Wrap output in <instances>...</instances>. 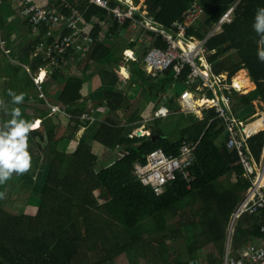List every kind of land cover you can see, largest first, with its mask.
I'll return each instance as SVG.
<instances>
[{"label":"trees","instance_id":"1","mask_svg":"<svg viewBox=\"0 0 264 264\" xmlns=\"http://www.w3.org/2000/svg\"><path fill=\"white\" fill-rule=\"evenodd\" d=\"M143 1L149 16L164 29L180 21L192 5L200 6L204 14L189 28L188 36L201 40L228 6L232 5L224 4L226 0ZM110 6L114 7L113 3ZM258 8H264V0H241L234 9L231 22L224 24L219 34L205 41L212 76L220 77L226 74L227 83L244 70L256 84V91L247 94L253 86L245 73L241 72L233 79L231 85L247 82L237 89L247 95L231 93L230 110L232 109L238 120L248 123L249 120L253 122L257 119L254 117L258 113L256 103H260V108L264 111V62L257 57L256 41L259 37L252 28ZM78 9L83 13L87 5L81 4ZM65 14L69 15V12ZM107 14L105 10L92 6L84 14V20L90 24L93 16L100 17L112 26L107 33H119L128 28V24L120 28L112 16L108 20ZM92 29L93 46L96 47L91 55L92 59L99 64L110 65L112 61L118 64V59L113 57L115 49L108 48L95 35L100 32L101 27L92 25ZM41 31L45 32L44 29ZM43 35L37 38L38 42ZM155 46L165 47L161 36L157 37ZM212 51L214 53L211 54ZM230 51H235L240 57V64L234 65L230 59L218 61L220 56ZM37 65L31 64V69L35 70ZM133 66L135 75L143 86L147 90L157 92L165 91L168 85L184 84L191 70L187 67L178 79H175V74L169 70L163 78L154 82L144 78V74L139 71V61ZM50 78L59 82L60 70L53 69ZM86 82H75L78 86L73 88L70 83L59 97L50 96L49 99L48 96L49 102H63L66 106L73 107L81 98L75 93H80ZM46 90L44 93L48 95ZM204 92L207 98L212 99L210 91ZM115 97L123 99L118 95ZM104 98L108 99L107 94ZM102 103L104 102L98 103L99 108ZM22 106L20 104L19 107L22 117L31 120L29 115H24ZM111 107L118 108L116 105ZM34 109L39 110L38 116L43 119L41 128L45 130V134L29 138V143H42L43 140L49 142L57 138L58 126L50 117L46 118L47 111ZM70 110L72 109H69V112ZM85 111L86 108L80 105L72 111L74 117L69 119V123H75L76 129L86 126L87 122L83 123L80 119ZM201 114V119L194 113L172 115L166 126H175L169 130L165 129L166 126L160 128L156 134L161 138L156 140L151 136H132L131 129L126 131L124 126L114 123L111 126L103 122L94 142L97 146L109 149L120 147L124 156L100 171H96L97 159L91 146L84 140L78 142L71 154L56 152L49 165L35 177L39 159L34 163L32 158V173H27L22 178H37L36 182L31 180V183L26 184L34 187L27 201L33 210L22 216H14L6 212L3 199L0 200V264H116V260L123 254H126L129 264H191L192 260L197 259L196 253L209 244L214 245L218 254H223L230 217L240 207L238 205L245 201L244 197L251 184L244 179L243 166L238 165L240 158L227 152L221 120L214 110L204 108ZM263 121L264 119H260L255 122L250 129L259 131ZM185 141H198L195 163L190 170L194 182L189 185L179 178L169 184L164 195L160 197L151 189L142 187L134 176V165L143 164L146 155L155 149H163L167 155H177ZM250 145L254 156L260 160L264 147V131L253 136ZM32 150L29 148L31 154ZM231 173L237 175V185L222 187V182ZM17 177L14 174L6 185L0 186V191H7L9 185L14 186ZM13 190L14 188L11 191ZM196 199L204 200L203 207L188 220L187 213L181 212L186 210L187 205L195 204ZM177 217V226L172 230V241L177 233L185 232L188 235L186 255L172 257L168 253L173 250L171 247L160 246L161 251L156 247L149 250L147 246H153L152 241L166 246L168 239H171L167 221ZM255 217L245 215L238 224L234 236L235 247H240L238 244L250 242L254 238H262L264 241V233L260 232L263 223L256 225V228L245 227L248 223L256 224ZM144 235H151V241L146 242ZM207 262L221 264L213 255L208 256Z\"/></svg>","mask_w":264,"mask_h":264},{"label":"crops","instance_id":"2","mask_svg":"<svg viewBox=\"0 0 264 264\" xmlns=\"http://www.w3.org/2000/svg\"><path fill=\"white\" fill-rule=\"evenodd\" d=\"M18 1L19 0H6L5 2H3L2 0H0V23L2 24V25L0 24V99H3L6 102H8L10 107H15L14 105L10 104L11 98L8 96V90H12L16 94L23 93L24 102L22 103L23 105L22 110L24 111L23 112L24 115H29L31 117V120L29 121L36 120V119L40 121L43 120L42 118H40V116H38L39 110L35 111L34 108L42 109L37 104H43V105L45 104L43 108L48 113L46 118L50 117V120H52L53 123L58 126V130H59V125H61V128H64V130H68V134H73L74 138H76V140L73 142L72 139H66L64 137L63 138L60 137L59 138L60 143L58 145V149L55 150L54 154L56 152H63L65 154H71L73 153V150L78 145V142L81 140H84L87 145L91 146L92 152L97 159L96 164H99L102 162L105 165L101 169L96 170V171H100L106 167H110L111 165H113L114 163L122 159L124 156V152L120 147H117L115 149H109L104 146H100V145L97 146L98 144L94 142V138L97 132L100 130L103 122H106L110 124L111 126H113V123L117 124L118 126H124L125 129L129 127V129L134 130V131L138 127V129L140 130V131H137V132H140L139 137H143V136L155 137V136H160L156 134V132L160 128H163L164 126H166L168 119L174 114L194 113L198 116L199 119H201L202 117L201 112L203 108L199 107L198 109L195 107V111L193 112L184 111L183 110L184 102L181 101V95L187 91L191 92L192 97H195L194 95L198 91L196 90V87H193V88L188 87L186 85V82H187L186 81L183 84L185 88L181 90L180 94L173 93V90L175 87V85L173 84L168 85L165 91L157 92L154 90H147L146 87L143 86V84L137 79V76L135 75V68L133 64H137L139 61V65H140L139 71L144 74L145 79L156 82L159 78L161 77L163 78V75L165 73L162 75H159L156 78L148 77L145 73L144 64H143V57L148 49H151L154 47L160 48V47L155 46L158 36L162 37V40L165 44V47H162L160 49H166L167 47L166 41L163 38V36L160 35L159 33L148 30L143 25L137 24L133 20H128L127 22L122 23V24H119L116 21L117 24H119L120 28L126 27L127 24H128V28L122 30L119 33H107L109 31V28H111L112 26L108 25L106 21H102L100 17L93 16L90 20V24L84 20V14L90 7L94 5H91L87 0H71L70 4L72 5V9L77 10L83 16L80 29L86 35L91 37V39H93L92 46L90 47V50L86 53L85 57H81L80 55H78L77 52L73 51L69 54V56L66 57L65 61H61V64L59 66L47 67V64L44 63L42 54L37 50V43H38L37 38L41 37V35H43V32H41V34L37 36L29 30L26 24V21L18 15L17 10L15 8L16 3ZM240 1L241 0H226L224 1V4L226 5L229 3L234 4ZM35 2L38 6L54 10L60 15H63L66 17L71 16V10L67 9L65 5L59 3L57 0H35ZM110 3H113V5L115 6V3L113 2V0H110ZM81 4L87 5V9L83 13H81V11L78 9L79 7H81ZM135 6L138 8V11L135 13V17L137 21H140L141 23H149L152 25L154 24L159 28L162 27L158 23L155 22V19L153 17L149 16L143 0H138V3H137V0H135ZM94 7L99 8L97 6H94ZM65 12H69V15H66ZM107 15H108V20H109V17L111 16L109 14ZM218 21L211 26V28L209 29L208 33H206V36L203 40L190 36L194 39L191 42L192 45H197L198 41H204L202 64L200 67H201V70L206 72L207 74H213V73H212V66L208 64L207 56L209 54L206 55L207 51H205L206 50L205 41L209 37L217 35L222 31V27L224 24L220 26V29H218L216 28ZM92 25H98L99 27H101L100 32L95 33V35L97 36V39L100 42H103L108 48L115 49L113 57L114 59H118V64H114L115 61H112L110 65L109 64H99V63H96V61L92 59L91 55L96 49L95 45L93 46L94 38H93V33H92V30H93ZM60 33L68 34V33H71V31L67 27H65L63 30L60 31ZM132 44H134V46H132ZM123 51L125 53L124 56H123ZM128 52H131L132 55L130 56L127 55ZM212 53L214 52L212 51L211 54ZM131 57H133V59ZM225 59H230L234 65L240 64V61H241L240 57H238L235 51H230L226 54H223L222 56L218 58V61H223ZM31 64H38L35 70L31 69ZM55 68H58L60 70V81L59 82H56L54 79L50 78V73ZM124 70L127 76L122 74V71ZM241 72L245 73V76L248 79L249 83H251V85L253 86L251 93L255 92L257 89V86L255 83H253L252 79H250L248 72L243 70L238 73H241ZM190 73H191V70H190ZM238 73L233 78L230 79V82L228 81L227 83H226L227 75L226 74L220 75L221 82L226 83L225 84L226 86H231L230 85L231 82L238 75ZM40 75H42L43 78L46 77L42 85H40L42 86V93L45 91V89H47L46 91L49 97L52 96V97L57 98V95L61 91H63V89L65 91L66 88H68L70 83H71V88H73V87L78 86L75 82H82V83L84 81H87V82L84 84L83 89L80 91V93L78 94L75 93V95H79L81 96V98L79 101L76 102V104L73 107H68L63 102H60V103L58 102L57 104L50 102L53 104L54 107L59 109V111L57 112H52V107L49 104H47L44 99L40 97L39 93H41V91H39L37 86L34 84L35 83L34 79L36 77H38V79H41ZM129 81H131L130 85L127 84ZM246 83L247 82L244 81V85ZM205 90H202L201 92L203 95V97L200 95L201 99L200 97H195L198 100L197 102L202 101V99H205L207 102L209 101L207 100L208 98L206 97V94L204 92ZM71 91H73V89H71ZM233 92L238 94V91H233ZM106 94H107L108 99L104 98ZM247 94H250V92H248ZM247 94H242V95H247ZM115 95L121 96L123 97V99L120 100L116 98ZM230 98L232 100L231 96ZM100 101L104 103H102V106H100L99 108L98 103ZM114 101H118V103H114ZM124 101H127L126 105H123ZM91 103L95 104V111H92L90 113L89 119H85L83 118L84 114L89 112L88 111L89 107L87 108V105ZM33 105H36L38 107L32 108ZM79 105L82 106L83 108H86V111L80 117V119L81 121H83V123L87 122V124H85L86 125L85 127H80L79 129H76L75 123L70 124L69 119H73L74 113L72 111L75 110L77 106ZM111 105H114V106L116 105L118 108H112ZM256 105L258 109V113L256 116L257 119L253 122H250V121L249 123L247 121H246L247 123L245 122L249 130H251L250 127L255 122L259 121L260 119L262 120L264 119V111L260 109V103H256ZM161 106H165L167 108L169 107L171 111L173 112V114H171L170 116L166 118H164L163 116L158 117L157 115H155V112ZM18 107H20V105H18ZM69 109H72L70 110L71 112H69ZM231 112H232L231 114L235 117L232 109H231ZM10 117L11 116L7 112L0 110V121H7V119L8 120L10 119ZM125 118L127 121L126 124L119 122L120 120L121 121H123V119L125 120ZM154 120L155 121L158 120V122L160 123L164 121V124L160 126L155 125ZM141 122L152 123L151 129L153 130L154 128H157L156 132H153L152 130L151 132H148L146 130H141L145 128V125L139 124ZM220 122H221L220 125L223 129L222 130L223 135H225L226 137L225 138V148L228 153L236 154L233 149L227 148L226 143H227L228 135H227V132L225 131V127H224L222 120ZM174 126L175 125L170 124V126L167 125L165 129L169 130V128L171 127L173 128ZM41 127H42V123L40 124L37 130L33 131L30 134L29 138H33L34 136H38L40 134H45V130H43ZM89 128H92V129L89 130ZM261 131H264V121L262 122V127L259 129V131H257V134H259ZM60 132L63 133V130H60ZM86 133H87V136H86ZM141 133L143 134L141 135ZM132 136H136V134L135 135L132 134ZM86 137H89V139ZM63 139H66L65 143H61V140ZM55 140L57 141L58 137L55 138ZM45 141L46 140H43L42 143H40L42 147H40L39 144H37L38 141H35L36 144L29 143L30 145L29 148L33 149L32 154L31 152L30 154L32 158L34 159V163L39 159V163H38L39 169H38L37 174L43 172V169L47 166V164L49 165V162L47 161L50 160L54 156V154L53 156H50L47 153V149H46L47 143L46 142L48 141L46 142ZM73 143H74V146H73ZM41 148H43L44 150H41ZM251 152H252V148H251ZM252 154H253L255 161L259 163L260 160L256 159L253 152ZM238 165H242L241 160H240V163H238ZM21 178L22 176H18L16 179L17 181L16 180L14 181L15 182L14 187H16V192L20 190V188H18V185L16 184L17 182H20V183L26 182V184H29L31 183V180H33L34 182H36L37 180V178H32V179H30L29 177L23 178V179ZM244 179L248 180L245 177V174H244ZM237 181H238L237 175L231 173L230 175H228L227 179L224 182H222L223 183L222 187L224 188H228L229 186L235 187L237 185ZM38 185L40 184L38 183ZM189 190H190V187H189ZM248 191L244 199H246ZM26 193L28 192H25V194ZM99 194H101V192H99ZM29 197H30V194H29ZM203 202H204L203 199H196L195 204H192L191 206L187 205L186 210L181 213H187L186 215H187L188 220H191L192 215H194L195 212H197L201 207H203ZM243 202L244 200L241 202V204ZM255 218H256V224L248 223V224H245V227L256 228V225L260 226L262 223H264L263 217L256 216ZM241 220L238 221L236 225V229H237L238 224H240ZM172 222H174L177 226L178 217L172 220H168L167 221L168 227H169V223H172ZM230 223H231V217H230V221L228 224V228L230 226ZM228 228H227L226 237H225V246H224L223 254H218L217 251L214 249V245L209 244L206 247L200 249L196 253L197 259L192 260L191 264H208L207 260H208L209 255H213L214 258H216L221 264H224L225 257L227 254H231L235 257H240V251L242 249L246 248L249 245L258 246L261 244L262 238H259V239L254 238L250 242L247 241V242L238 244V245H241L240 247H235L234 246V243H235L234 236H235L236 229L233 234H229ZM174 229H175V226L173 228H169L171 239H172V230L174 231ZM187 236L188 235L185 234V232H182V233H177L173 237H175L176 239H182L183 244L186 248ZM207 247L208 248L212 247L215 253H207L206 255H202L201 252ZM182 255H186L185 249Z\"/></svg>","mask_w":264,"mask_h":264},{"label":"built area","instance_id":"3","mask_svg":"<svg viewBox=\"0 0 264 264\" xmlns=\"http://www.w3.org/2000/svg\"><path fill=\"white\" fill-rule=\"evenodd\" d=\"M71 10V16L66 17L56 11L40 7L35 0H19L16 3L18 15L26 21L29 30L39 36L44 29L42 39L37 43V50L42 54L44 63L47 67H56L65 61L66 57L73 51L81 57L92 46L93 39L86 35L81 29L82 15L77 10L72 9L71 0H57ZM91 5L97 6L108 12L119 24L128 20H133L137 24L143 25L146 29L159 33L166 41V49H148L143 57L144 70L148 77L156 78L169 70L178 79L183 71L189 67L191 73L188 76L186 85L196 87V90H208L213 94V98H208L209 104L204 103L201 108H211L216 113L218 119L222 120L228 139L226 146L233 149L240 157L241 164L245 170V177L250 181L251 187L245 201L236 209L231 216V223L228 228L229 234H233L238 221L245 215H255L264 218V148L257 163L253 157L250 147V139L257 134V131L249 130L247 124L238 120L231 113L230 98L233 91L231 86H226L221 82L220 77H214L201 70L202 54L204 41H198L197 45H192L194 40L188 36L189 28L196 23L204 14V10L194 4L183 14L180 21L173 23L168 29L159 28L149 23H141L136 20L135 13L138 8L135 0H113L114 7L110 6V0H87ZM237 3L226 9L221 15L217 27L229 24ZM67 27L71 33L61 34L60 31ZM36 36V37H37ZM133 59V57H131ZM46 77L34 79L35 85L42 93V83ZM224 85V86H223ZM240 94V92H238ZM184 102V111H195V102L198 100L192 97L191 92L187 91L181 95ZM52 112L59 111L58 108L51 106ZM163 110V117L166 118L173 114L171 109L161 106L155 112ZM84 114L83 118L89 119L90 113ZM198 141H185L177 155H167L163 149H155L145 157L143 164L134 165V176L139 184L151 189L158 197L163 196L166 187L176 182L179 178L189 185L194 179L190 170L195 163V152ZM260 232L264 233V223L260 226ZM224 264H264V241L258 246L249 245L240 251V257L227 254Z\"/></svg>","mask_w":264,"mask_h":264},{"label":"clouds","instance_id":"4","mask_svg":"<svg viewBox=\"0 0 264 264\" xmlns=\"http://www.w3.org/2000/svg\"><path fill=\"white\" fill-rule=\"evenodd\" d=\"M259 39L257 44V57L264 62V8H258L252 25ZM11 98L9 103L0 99V110L7 112L11 119L0 121V186L7 184L13 175L20 176L28 173L32 167V156L29 151L30 134L37 130L42 121L36 119L29 121L22 117L18 105L24 102V94H16L8 90ZM6 191H0V200L4 199Z\"/></svg>","mask_w":264,"mask_h":264},{"label":"rangeland","instance_id":"5","mask_svg":"<svg viewBox=\"0 0 264 264\" xmlns=\"http://www.w3.org/2000/svg\"><path fill=\"white\" fill-rule=\"evenodd\" d=\"M125 55V53H124V51H123V56ZM130 83H131V81H129L127 84L128 85H130ZM138 84V83H137ZM230 85H232V82H231V84ZM185 87H184V85L183 84H181V83H176L175 84V87H174V90H173V93L174 94H180V92H181V90L182 89H184ZM63 91H64V89H63ZM63 91H61L58 95H57V97L58 96H60V94L61 93H63ZM202 92V90L201 89H199L196 93H195V97H200V94H202L201 93ZM252 91H250V93H251ZM44 93V92H43ZM43 93H39L40 94V97L42 98V99H44L45 100V102L47 103V104H49L50 106H53V104L52 103H50L48 100H47V98H48V95L47 94H43ZM241 93V92H240ZM241 94H244V93H241ZM46 95H47V98H46ZM202 97H203V95H201ZM49 99H50V97H49ZM200 99H201V97H200ZM37 105H39V107H41L42 109H44L43 108V106L45 105H43V104H37ZM34 107H38V106H36V105H33V107L32 108H34ZM89 107V108H88ZM195 107L196 108H198L199 109V106H197V105H195ZM202 107H204L203 105H202ZM87 108H88V111H95V104L94 103H91V104H89V105H87ZM261 109V108H260ZM260 109H259V111H260ZM262 112V111H261ZM257 116V115H256ZM256 116H254V117H256ZM259 116V115H258ZM155 119V118H154ZM8 120V119H7ZM249 121H251V120H249ZM120 123H123V124H126L127 123V121H126V118H125V120L123 119V121H119ZM154 123H155V125H158V126H160V125H162V124H164V121L162 122V123H160V122H158V120L157 121H155L154 120ZM139 124H143V125H145V128L144 129H141V130H146V131H148V132H151V126H152V123H149V122H141V123H139ZM157 126V127H158ZM92 128H89V130H91ZM128 129H129V127H127L126 128V131H128ZM60 130H63V133H61L60 132ZM156 130H157V128H154L152 131L153 132H156ZM137 131H140L139 129H138V127L135 129V131L133 130L132 131V134H136V132ZM58 140L56 141L55 139H53L52 141H49V142H46L47 144V153L50 155V156H53V154H54V152H55V150L56 149H58V145H59V143H60V137L61 138H66V139H72L73 140V142L76 140V138H74V135L73 134H68V130H64V128H61V125H59V130H58ZM144 132V131H143ZM143 133H141V135H142ZM86 136H87V133H86ZM86 138H88L89 139V137H86ZM66 139H63V140H61V143H65V141H66ZM41 142L40 141H38L37 142V144H39V146L40 147H42L41 146V144H40ZM45 145V146H46ZM73 146H74V143H73ZM41 150H44L43 148H41ZM47 154V155H48ZM116 154V153H115ZM46 155V156H47ZM47 162H50V160H48ZM105 165L101 162V163H99V164H96V170L97 169H101L102 167H104ZM32 173V169L28 172V174H31ZM38 173V168H37V170H36V173H35V175H34V177L36 176V174ZM27 174V173H26ZM22 177L23 176H25V174H23V175H21ZM21 179H23V178H21ZM20 179V180H21ZM17 185H18V188H20V190L18 191V192H16V187H14L13 185H9L8 186V190L6 191V195H5V198L3 199V202H4V206H3V208L6 210V212L7 213H9V214H11V215H18V216H22V215H24L25 213H27V212H31L33 209H30L31 208V206L30 205H28L27 204V201H28V198H29V194H30V192H31V188H34V187H28V186H25L26 185V182H22V183H20V182H17L16 183ZM22 185V186H21ZM14 188V190L13 191H11L12 189ZM25 192H28V193H26L25 194ZM22 195H24V196H22ZM28 209H30V210H28ZM174 226H176V224L174 223V222H172V223H169V228H173ZM82 234L83 235H85V233L84 232H82ZM149 236H151V235H144V238H145V241L146 242H149V241H151V239H149ZM152 237V236H151ZM151 244L153 245V246H147L148 247V249L149 250H151V248L152 247H156L159 251H161L160 250V246H162V247H166V248H168V247H171V248H173V250L172 251H169L168 253L172 256V257H174V256H176V255H182V253L184 252V249H186L185 248V246H184V244H183V241H182V239H174V241H172V239H168V241H167V244H166V246L164 245H159L158 243H155L154 241H152L151 242ZM146 248V247H145ZM207 253H215V251L212 249V247H207V248H205L202 252H201V254L202 255H206ZM201 259V258H200ZM202 260V259H201ZM116 264H129V261H128V259H127V256H126V254H123V255H121V256H119V258L116 260Z\"/></svg>","mask_w":264,"mask_h":264},{"label":"bare ground","instance_id":"6","mask_svg":"<svg viewBox=\"0 0 264 264\" xmlns=\"http://www.w3.org/2000/svg\"><path fill=\"white\" fill-rule=\"evenodd\" d=\"M127 55L130 56V55H132V54H131V52H128ZM120 70H121V69H120ZM122 74L125 75V76H127L125 70L122 71ZM125 76H124V77H125ZM40 77L43 78L42 75H40ZM127 78H128V77H127ZM243 85H244V81H243L242 83H240V85L231 86V87H232L233 89H236V90H237L238 88H240V86H243ZM204 103H207V104H208V102H207L205 99H202V101L195 102V105H198V106L200 107V106H202ZM156 115H157L158 117L163 116V110L158 111V112L156 113Z\"/></svg>","mask_w":264,"mask_h":264},{"label":"water","instance_id":"7","mask_svg":"<svg viewBox=\"0 0 264 264\" xmlns=\"http://www.w3.org/2000/svg\"><path fill=\"white\" fill-rule=\"evenodd\" d=\"M114 103H118V101H114ZM126 104H127V101H124L123 105H126ZM136 136L139 137L140 136V132H137ZM159 138H160V136H155V137H153V140H156V139H159Z\"/></svg>","mask_w":264,"mask_h":264}]
</instances>
